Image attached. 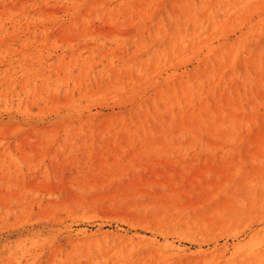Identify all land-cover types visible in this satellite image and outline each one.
I'll return each mask as SVG.
<instances>
[{"label":"rangeland","instance_id":"rangeland-1","mask_svg":"<svg viewBox=\"0 0 264 264\" xmlns=\"http://www.w3.org/2000/svg\"><path fill=\"white\" fill-rule=\"evenodd\" d=\"M0 264H264V0H0Z\"/></svg>","mask_w":264,"mask_h":264}]
</instances>
